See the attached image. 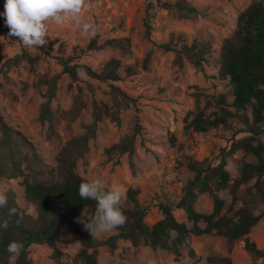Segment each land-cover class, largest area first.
I'll use <instances>...</instances> for the list:
<instances>
[{"label":"rangeland","instance_id":"374dc122","mask_svg":"<svg viewBox=\"0 0 264 264\" xmlns=\"http://www.w3.org/2000/svg\"><path fill=\"white\" fill-rule=\"evenodd\" d=\"M152 1L156 0H83L80 13L81 21L91 24L102 42L124 37L132 41L130 52L108 48L89 53L81 64L99 70L116 58L121 61L123 75L130 67L136 69L137 74L113 83L136 103L128 108L122 107L120 125L110 119L98 125L97 138L91 141V152L79 161L78 172L89 181L99 179L106 188L119 186L124 196L129 188L138 187L141 190L140 203L148 209L149 224L162 219L160 204L175 206L183 196L185 184L194 176L187 167L189 158H210L215 164L218 163L221 149L230 147L234 132L245 127L240 120L232 119L230 127L220 126L197 133L185 130V119L196 110L198 102L207 115L218 111L221 99H226L228 104L233 102L232 87L219 77L220 50L223 41L236 30L240 14L253 2H264L188 0L202 14L194 19H179L174 13L159 8L148 17L147 9ZM4 4L0 0L2 12L5 10ZM147 22L152 27L149 37L146 34ZM47 27V44L40 48H29L22 45L17 37H9V28L0 23V67L7 60L25 52L40 57L35 72L25 60L10 69L8 80L0 77L4 82L0 90V109L7 123L33 143L44 161L55 165L56 157L67 141L84 133L85 126L93 122L94 102L112 103V87L111 84L89 78L83 70H80L82 80L73 88H69L70 78L61 76L58 94L52 104L57 134L50 136L48 125L39 121L41 105L45 101L44 91L36 88L34 83L44 75L60 74L62 68L58 58L71 55L76 46L85 47L95 35L83 33L81 26L71 18H66L61 25L49 21ZM173 33L186 35L189 44L195 39L211 43L214 53L203 71L197 70L187 60L183 67H179L174 63L176 55L160 48ZM150 53L151 60L148 68L144 69V60ZM79 88L83 89V101L87 107L80 117L72 120L69 111L74 106ZM135 122L142 125L143 132L137 140L134 159L137 172L134 175L128 155L110 156L106 149L124 139ZM1 138L0 133V141ZM262 139L264 141V137ZM244 159L255 162L242 151L229 158L228 170L232 181L239 177L240 164ZM23 179L1 181L0 191L13 188L20 205L30 214L37 215L35 206L26 200ZM219 196L226 201L224 213H229L231 207L236 211L241 205L238 203L233 207V196L229 190L221 191ZM196 208L199 212L211 213L214 208L212 197L202 195ZM85 212L88 217L91 216L89 211ZM174 215L190 229L193 228V223L189 222L183 210L174 208ZM201 226L206 227L205 224ZM113 233L114 230L97 237L105 241ZM251 239L260 249H264V219L253 228ZM81 248L80 238L66 232L61 241L53 246H32L31 258L34 264H66L71 263ZM99 253L101 264H215L209 259L219 257H231L233 264H264V259H257L245 250L243 240L237 242L233 252L229 253L226 238L218 235L192 236L179 253L147 246L135 247L129 241L121 242L114 251L101 247Z\"/></svg>","mask_w":264,"mask_h":264},{"label":"trees","instance_id":"16d2710c","mask_svg":"<svg viewBox=\"0 0 264 264\" xmlns=\"http://www.w3.org/2000/svg\"><path fill=\"white\" fill-rule=\"evenodd\" d=\"M2 2L5 3V0ZM157 8L172 12L179 19H194L202 14L188 0H156L148 5V17ZM0 23L5 25L3 17H0ZM146 28L149 37L152 29L149 22L146 23ZM108 48L127 53L132 49V41L129 37H124L102 42L100 35L96 34L85 47L76 46L71 55L58 58L62 68L60 74L44 75L34 83L36 88L44 91L45 101L41 105L39 121L48 125L50 136L57 134L52 104L58 94L61 76H68L71 80L69 88H73L82 80L80 70H83L89 78L111 84L112 87V103L94 102L93 122L85 126L84 133L67 141L56 157L55 165L44 161L33 143L21 131L7 123L0 109V182L23 177L26 200L35 206L37 212V215H32L24 209L13 188L4 192L8 197V204L0 208V221L7 220L9 226L7 229H0V264H9L6 248L13 240L24 245L14 264H34L31 258L32 246H53L61 241L66 232L77 235L82 246L71 263L66 264H101L99 249L105 246L114 251L123 241H129L135 247L147 246L179 253L192 236L203 235L226 238L229 253L233 252L237 242L243 240L244 248L249 254L257 259H264V249H260L251 239L253 228L264 219V2H253L240 14L236 30L223 41L220 50L219 77L228 81L232 87L233 102L228 104L226 99H221L218 111L210 115L206 114L198 102L196 110L190 112L185 119V130L197 133L220 126L230 127L232 119L240 120L245 127L234 132L230 147L221 149L218 163L215 164L210 158H189L187 167L194 174L193 178L185 184L183 196L175 206L159 205L163 217L155 224L147 222L148 209L139 200L141 190L138 187L129 188L122 201V211L127 218L125 224L114 230L105 241H101L97 236H91L85 227L87 217H82L85 211H89L91 216L94 214L96 202L79 196L80 183L89 180L78 172V164L91 152V141L97 138L98 125L105 119L120 125L122 107L128 108L136 103L120 87L113 85L137 74L136 69L130 67L123 75L121 61L116 58L99 70L81 64V60L89 53ZM160 48L174 53V63L179 67H183L187 60L200 71L204 70L209 57L214 53L211 43L195 39L189 44L188 38L182 33H173L169 41L161 44ZM151 57L150 53L144 60V69L148 68ZM25 60L35 72L40 57H33L25 52L4 62L0 67V77L8 80L10 69ZM3 86L4 82L0 80V90ZM90 88L93 90V87ZM86 107L83 89L79 88L74 106L69 111L72 120L80 117ZM142 132V125L135 122L124 139L106 149L110 156L128 155L134 175L137 172L134 161L136 145ZM241 135L244 136L239 138ZM240 151L247 157H252L255 162L242 160L240 175L232 181L228 160ZM227 190L233 196V207L238 203L241 205L236 211L231 207L229 213H224L226 201L219 193ZM206 194L214 202L211 213H202L196 208L200 197ZM12 208L16 209V213L10 215L9 210ZM174 208L185 212L189 222L193 223L192 229L176 218ZM202 224L206 227L203 228ZM209 261L215 264H233L231 257L210 258Z\"/></svg>","mask_w":264,"mask_h":264},{"label":"clouds","instance_id":"9594fccd","mask_svg":"<svg viewBox=\"0 0 264 264\" xmlns=\"http://www.w3.org/2000/svg\"><path fill=\"white\" fill-rule=\"evenodd\" d=\"M82 6L83 0H5V10L0 12V17L4 18L5 26L10 30L9 37H17L26 47L40 48L48 42L49 21L61 25L66 18H71L74 23L81 26L83 33L95 35L94 27L81 21ZM78 192L82 199L96 202L91 219H88L86 212L82 214V217H87L85 227L92 237L111 232L125 224L127 218L122 211L124 193L119 186L105 188L99 179H94L81 182ZM7 204V195L0 191V208ZM9 212L13 215L16 209L12 208ZM8 226L7 220L0 221V229H7ZM23 247L20 241L9 242L6 248L9 264H14Z\"/></svg>","mask_w":264,"mask_h":264}]
</instances>
